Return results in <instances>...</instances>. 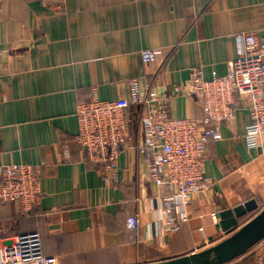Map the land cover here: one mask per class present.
<instances>
[{
    "label": "crops",
    "instance_id": "crops-1",
    "mask_svg": "<svg viewBox=\"0 0 264 264\" xmlns=\"http://www.w3.org/2000/svg\"><path fill=\"white\" fill-rule=\"evenodd\" d=\"M249 33L264 44V0H0V170L39 168L41 193L31 216L1 207L0 238L36 236L41 255L58 264H150L216 245L225 238L215 228L222 210L253 200L257 210L240 225L261 211L264 136L245 148V102L222 125V138L208 142L210 187L192 197L172 234L162 227L164 190L149 181L138 150V108L128 110L130 141L119 151L116 182L102 179L103 166L76 142V106L91 90L115 101L128 99L132 80L140 91L170 93L194 68L204 80L225 76L237 37ZM153 49L161 55L143 64L140 52ZM168 110L175 119L202 116L192 98H171ZM262 254L264 242L239 259L257 264Z\"/></svg>",
    "mask_w": 264,
    "mask_h": 264
},
{
    "label": "built area",
    "instance_id": "built-area-1",
    "mask_svg": "<svg viewBox=\"0 0 264 264\" xmlns=\"http://www.w3.org/2000/svg\"><path fill=\"white\" fill-rule=\"evenodd\" d=\"M160 55L157 49L142 50L140 59L147 65ZM174 97L194 99L200 106L201 119L170 117L168 105ZM238 102L246 103L249 115L243 144L248 150L256 149L264 136V44H259L253 33L237 37V56L225 76L213 74L210 80H204L201 71L194 68L188 81L173 86L170 93H157L149 86L140 91L132 80L128 99L115 101H101L96 90H91L88 100L76 106V142L86 160L103 166L98 169L99 176L116 182L119 151L130 141L128 110L138 108V150L149 181L164 190L162 227L172 234L186 222L192 197L210 187L203 173L206 146L209 141L222 138L221 127L234 120ZM62 150L64 159L69 160L66 146ZM39 178V168L20 164L2 167L0 207L15 203L23 214L37 207L41 197ZM127 223L130 227L137 224L135 218H129ZM263 242L264 239L252 248ZM256 263L264 264V254L258 256ZM0 264H58V261L41 255L36 236H25L0 238Z\"/></svg>",
    "mask_w": 264,
    "mask_h": 264
},
{
    "label": "water",
    "instance_id": "water-1",
    "mask_svg": "<svg viewBox=\"0 0 264 264\" xmlns=\"http://www.w3.org/2000/svg\"><path fill=\"white\" fill-rule=\"evenodd\" d=\"M257 210L253 200L216 215V232L224 239L201 252L150 264H229L264 239V208L244 224L239 220Z\"/></svg>",
    "mask_w": 264,
    "mask_h": 264
},
{
    "label": "trees",
    "instance_id": "trees-1",
    "mask_svg": "<svg viewBox=\"0 0 264 264\" xmlns=\"http://www.w3.org/2000/svg\"><path fill=\"white\" fill-rule=\"evenodd\" d=\"M88 100V99H87ZM87 100H85V101H87ZM8 204H12V205H16L18 208H19V206L17 205V204H15V203H7V204H4V205H8ZM4 205H2V206H4ZM1 206V207H2ZM1 207H0V209H1ZM20 210V209H19ZM35 210H36V207L35 208H33L30 212H28V213H25V214H23V213H21L20 212V215L21 216H24V217H26V216H31L34 212H35ZM253 261V257H247V258H245V259H243V260H241L239 263H237V264H251V262Z\"/></svg>",
    "mask_w": 264,
    "mask_h": 264
},
{
    "label": "rangeland",
    "instance_id": "rangeland-1",
    "mask_svg": "<svg viewBox=\"0 0 264 264\" xmlns=\"http://www.w3.org/2000/svg\"><path fill=\"white\" fill-rule=\"evenodd\" d=\"M243 256H244V255H243ZM243 256H242L240 259H242ZM240 259H235V260H233L232 262H230L229 264H237L238 262H240Z\"/></svg>",
    "mask_w": 264,
    "mask_h": 264
}]
</instances>
